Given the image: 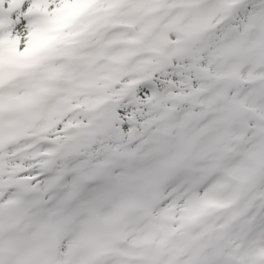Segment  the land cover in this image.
<instances>
[{
    "label": "snow or ice",
    "instance_id": "6c2138e0",
    "mask_svg": "<svg viewBox=\"0 0 264 264\" xmlns=\"http://www.w3.org/2000/svg\"><path fill=\"white\" fill-rule=\"evenodd\" d=\"M0 264H264V0H0Z\"/></svg>",
    "mask_w": 264,
    "mask_h": 264
}]
</instances>
